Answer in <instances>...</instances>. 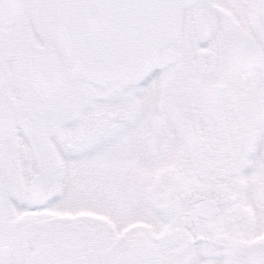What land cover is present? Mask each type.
Listing matches in <instances>:
<instances>
[{"label":"snow or ice","instance_id":"6c2138e0","mask_svg":"<svg viewBox=\"0 0 264 264\" xmlns=\"http://www.w3.org/2000/svg\"><path fill=\"white\" fill-rule=\"evenodd\" d=\"M0 264H264V0H0Z\"/></svg>","mask_w":264,"mask_h":264}]
</instances>
